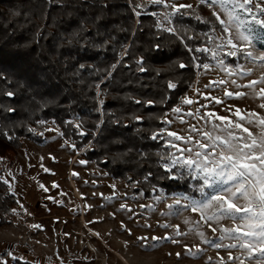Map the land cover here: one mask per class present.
Here are the masks:
<instances>
[{
    "label": "trees",
    "instance_id": "16d2710c",
    "mask_svg": "<svg viewBox=\"0 0 264 264\" xmlns=\"http://www.w3.org/2000/svg\"><path fill=\"white\" fill-rule=\"evenodd\" d=\"M136 3L139 0H0V72L7 78L0 79V109L16 110H0V159L7 160V166H12L10 154L22 146L21 138L41 140L39 132L52 121L63 139L77 145L84 159L112 177L136 182L145 196L157 188L166 193L182 191L191 197L201 195L203 183L186 169L177 166L168 172L161 167L166 161L159 156L168 153L167 147L163 138L152 140L150 135L163 129L165 113L177 106L192 86L196 75L192 65L205 60L206 52H191L185 45L189 49L208 47L210 30H221V26L212 10L199 3L191 10H181L187 14L173 18L181 35L190 37L180 40L155 27L158 19L152 12L160 11L159 5H148L136 16ZM252 32H257V27L253 26ZM109 36L113 40L103 51L91 46ZM157 43L162 45L158 51L153 47ZM122 44L130 45L131 55L101 83ZM141 55L149 69L143 73L136 71L135 64ZM179 63L189 67L180 69ZM80 64L86 67L79 69ZM93 67L99 71L93 73ZM169 81L177 87L169 89ZM8 91L15 96H5ZM98 92L103 94L98 97ZM128 97L157 103L137 105ZM98 106L101 112L96 111ZM134 116L143 120L136 121ZM40 120L47 123H37ZM101 120L104 123L98 130ZM67 121H82L83 130L90 134L80 136ZM3 132L13 139H6ZM4 170L0 169V177ZM17 204V197L0 180V224L9 221ZM13 264L29 263L15 260Z\"/></svg>",
    "mask_w": 264,
    "mask_h": 264
},
{
    "label": "rangeland",
    "instance_id": "374dc122",
    "mask_svg": "<svg viewBox=\"0 0 264 264\" xmlns=\"http://www.w3.org/2000/svg\"><path fill=\"white\" fill-rule=\"evenodd\" d=\"M142 2L144 0H139V3ZM174 2L193 6L200 3L199 0H174ZM256 3L264 4V0H252V4L248 7L253 8L258 18L264 19L254 7ZM147 6L146 4L145 7ZM159 6L161 10L154 12L163 14L168 11ZM227 7L231 6L227 5ZM210 9L212 12H217L225 21V24L218 21L221 30L212 28L207 37L206 48L215 51L216 59H213L210 52H206L203 63L210 64L211 68L204 70L195 67L194 82L182 99L187 97L197 102L186 105L181 99L175 107H180L182 112L173 114L170 110L163 117L172 121L170 124L164 123L163 126L165 145L166 141L171 139L166 132L174 131L185 138L174 141L179 148L186 147L201 152L210 149H202L200 144L212 143L205 133L223 136L225 133L221 129L227 123L214 117L200 119L199 117L205 113L212 112L229 117L234 123L238 122L237 109L244 115L255 112L259 117H264V108L260 107L264 104V93L260 91L264 88V83H259L264 79V62L252 61L244 53H238L235 57L227 55L231 50L228 40L231 33L237 29L228 21L227 13L218 5ZM241 15L251 19L250 14L241 11ZM155 17L158 21L161 19V16ZM252 25L257 27V32L250 33L251 41L246 50L259 54L264 52V40L260 39L258 34H264V27L255 23ZM226 27L230 28L229 32L224 31ZM234 43L242 45L245 42L235 40ZM219 59L224 61L223 70L216 63ZM199 64L195 62L194 65ZM243 71H249V75L242 77L240 73ZM219 80H224L226 83L215 87L214 90L205 87L210 81ZM232 80H235L240 87L231 84ZM252 81L258 82L255 87H246ZM225 91L242 92L246 95L241 98H227ZM205 96L209 98L206 99ZM212 97L220 99L223 103L216 104ZM197 109L199 113L196 116L186 115L187 112H196ZM179 117H182L183 122ZM245 126L253 133L260 132L258 124ZM238 131L242 132V130ZM58 132L60 133L59 127L49 121L48 125L39 132L41 140L21 138L22 146L10 154L13 159L12 166H7V160L0 159V169L5 168L1 177L9 181L8 189L11 187L18 200L17 206L14 207L17 214L11 211L8 216L9 221L0 224V258L8 261V264H13L17 260L7 255L9 251L18 258L23 257L19 260L29 264H257L255 259L248 258L249 253L244 249L224 246L215 248L206 243V241H214L222 245L241 243L229 239L226 235L223 240L219 239L224 235L223 228L234 227L231 220L224 219L220 223L210 222L211 228L205 223L201 218V212L206 217L212 214L213 209L193 212L181 208L177 214L176 209L173 208L172 215H164L169 212L167 206L174 205L176 198H181L183 204L186 202L183 197L201 200L202 195L191 197L182 191L166 193L157 188L155 192L145 196L144 192L136 187V182H126L112 177L93 161L87 160V164L81 165L79 161L86 160L80 155L81 150L76 151L65 145L66 139H63ZM68 141L73 143L71 140ZM166 147L168 153H176L178 156L188 155L177 152L175 148L167 145ZM44 169L49 171L45 172ZM184 169L203 183L195 171ZM73 172L79 175L73 176ZM54 183L58 187L54 188ZM39 184H43L49 191L44 192ZM75 190L78 191V195L75 194ZM204 191L211 192L212 189L205 187ZM158 196L163 199L158 200ZM48 197L54 198L56 203ZM121 204H126L132 211L121 210ZM33 225L40 227L36 228ZM212 228L216 231H212ZM177 232L183 234L177 235ZM167 236H171L178 243H173L169 239L159 241L151 239ZM140 237L147 239L140 240L138 239ZM145 245H155V247H145ZM185 245L193 253L199 250L198 255H188ZM177 253L181 255L178 257Z\"/></svg>",
    "mask_w": 264,
    "mask_h": 264
},
{
    "label": "snow or ice",
    "instance_id": "6c2138e0",
    "mask_svg": "<svg viewBox=\"0 0 264 264\" xmlns=\"http://www.w3.org/2000/svg\"><path fill=\"white\" fill-rule=\"evenodd\" d=\"M46 2H51V0H46ZM58 3L62 2V0H57ZM200 4H206L209 8H212L215 5H218L219 8L227 13V19L229 22L235 25L237 31L232 32L231 36L228 40V45H230V51L227 53L229 56L235 57L238 53H244L250 60L252 61H262L264 62V52L259 54H254L252 51H247V46L250 44L252 32L251 25L253 23L259 24L264 27V19L258 18L257 14L253 11L252 7H248L249 4H252V0H199ZM161 5L164 9L168 11L163 12V14L153 12V16H161V19L155 25L162 32H166L177 39L184 40L190 39L186 34L181 35V29L175 26L173 23L174 17H179L187 14L186 12H182V9L191 10L193 9L192 4L185 3H176L174 0H144L142 3H136L133 5L134 15L140 16L142 13L139 11L145 5ZM230 5L231 7H227ZM106 5L102 4V7ZM256 9L259 10L260 16H264V4L256 3L254 5ZM241 11L243 13L250 14L251 19H248L247 16L241 15ZM213 16L221 23L225 24V21L221 19L220 15L213 11ZM197 20H200V16H196ZM208 23L207 20L204 21ZM83 30V29H82ZM225 32H229L230 28H225ZM99 34V33H98ZM79 35V33H76ZM260 39H264V34H258ZM113 38L109 36L107 39L100 41L99 43H92V47L103 51L106 46H109L112 42ZM235 40H239L245 42L242 45H238L234 43ZM153 47L158 51L162 47L159 43L153 45ZM219 47V45L217 46ZM186 50L191 52H210L213 59H216V53L212 49H208L206 47L199 48H191L189 49L187 45H185ZM130 45L122 44L120 45V51L117 54L116 62L109 65L108 69L104 71V76L101 79V83L104 79L111 78L113 72L117 69V67L124 61L125 57L130 56ZM146 58L141 55L135 59L136 71L138 72H147L149 69L145 67ZM217 65L223 70L225 68L224 61L222 59L216 60ZM86 65L80 64L79 69H84ZM178 67L180 69H185L189 67L188 64L179 63ZM192 67H199L204 70H209L211 65L208 63H201L199 65H192ZM99 69L93 67V73L98 72ZM79 73L77 72L76 75ZM232 73H229L231 75ZM242 77L249 75V71H243L240 73ZM0 79H7L2 72H0ZM226 82L224 80L219 81H210L208 85H205L208 89H213L218 87L219 85H223ZM231 84L236 85L238 88L239 84L235 80L230 81ZM257 81H252L246 87L254 88L257 84ZM259 83H264V79L260 80ZM99 88V84L96 85ZM167 87L169 89H175L177 84L169 81L167 83ZM262 93H264V88L260 89ZM103 93L98 92L97 96H101ZM203 95V93H199ZM7 97L15 96V93L12 91H8L4 93ZM245 93L236 92L233 93L231 91H225V96L227 98H241L245 96ZM206 99L209 97L205 96ZM128 99L133 100L137 105H145V106H154L157 102L155 100H146L142 101L140 99H136L133 97H128ZM212 100H215L216 104L223 103L218 98L212 97ZM164 101L162 100L161 103ZM183 104L191 105L196 103L190 98H183L181 101ZM104 101L99 100V105L102 106ZM98 106L96 111L101 112L102 107ZM261 108H264V104L260 105ZM3 111H7L8 113H13L16 110L14 108L0 109ZM173 114H178L182 112L180 107H174L171 109ZM237 121L233 122L229 117L220 116L218 114L208 112L204 115L200 116V119H205V117H214L219 121H227L224 127L221 129L225 135H216L212 136L210 133H205L207 138L212 141L211 144H200V148L202 149H210V151L201 152L199 150L193 151V149L189 148H179L174 141H181L185 138L178 135L174 131H167L166 134L171 139L166 141V145L171 148H175L177 152L188 153L185 156H178L176 153H167L159 156V159L166 161L161 165V167L168 172H171L176 166L181 168H187L191 171H195L201 179L203 180V187L199 189L203 199L194 200L189 199L188 197H183L185 203H181V198H176L174 205L167 206L169 208V212L164 213V215H172V209H176V213L178 214L181 208L190 209L193 212H197L198 210L204 209H213L211 215H207L205 217L204 213L201 212V218L205 220V223H208V226L211 228L210 222L220 223V221L224 219H229L233 222L234 227L231 229L223 228L222 232L224 235H221L219 239L223 240L225 235L232 240L241 241L240 244H229L222 245L215 243L214 241H206V243L211 244L212 247L220 248L222 246L229 248H240L244 249L249 253L250 259H255L257 264H264V117H259L255 112L249 113L247 115L241 114L240 110L237 109ZM199 113V109L196 112L189 111L186 113L187 116H196ZM181 122H183L182 117H179ZM255 118V119H254ZM133 119L136 121H142L143 117L134 116ZM114 123H120L119 120H114ZM39 124H46L47 122L44 120L37 121ZM69 125H72L78 132L80 136H86L90 133L83 130V122L78 121L73 123V121L66 122ZM104 121H99L97 125V129L100 124H103ZM162 123H172L170 119H163ZM258 124L260 128V132L258 134L250 131L249 127L245 125H253ZM194 127V126H193ZM214 127H219V125H214ZM30 132H35V129L29 128ZM47 131H52V129H46ZM238 130H242L238 131ZM58 131V130H57ZM165 130L160 129L159 131L152 133L150 135V139L157 140L162 139ZM243 133H247V135H243ZM59 135L63 136V133H59ZM3 135L6 139L12 140L13 136L8 132H3ZM43 135V133H40ZM190 139V138H189ZM65 145L79 151L75 143H70L67 139L65 140ZM64 145H62L63 147ZM54 159V158H53ZM79 163L81 165H85L88 163L87 160H80ZM45 172H48V169H44ZM73 176H78L79 174L76 172L72 173ZM149 176L152 173L148 174ZM3 178L0 177V180ZM5 184H8L9 181L3 180ZM85 183H88L85 181ZM39 187L44 191L48 192V188L43 184H39ZM53 187L56 188L58 185L55 183ZM113 187H115L113 185ZM207 187L212 189L211 192H205L204 188ZM10 193L15 196V193L12 191L11 187L9 188ZM102 195V194H101ZM48 199L53 200L54 203L56 201L52 197H48ZM157 199H163V197H157ZM243 201V203H241ZM21 207H23L21 205ZM90 207V206H89ZM121 210H127L131 212L130 208H127L126 204L120 205ZM12 213L17 214L16 209L11 210ZM114 215V214H113ZM123 226V225H122ZM33 227L39 228V225H33ZM164 227H168V225H164ZM212 231H216L215 228H212ZM183 233L177 232V235H182ZM201 235H203L201 233ZM140 240H146L147 238L140 237ZM154 241H159L160 239H169L173 243H178L171 236L167 237H152ZM145 247H155V245H145ZM186 252L188 255H198L199 250L196 253H193L187 245H185ZM9 257L12 259H23V257H16L13 252L9 251L7 253ZM181 254L177 253L179 257ZM230 259H235L234 257H230ZM0 264H8V261L0 258Z\"/></svg>",
    "mask_w": 264,
    "mask_h": 264
},
{
    "label": "bare ground",
    "instance_id": "6f19581e",
    "mask_svg": "<svg viewBox=\"0 0 264 264\" xmlns=\"http://www.w3.org/2000/svg\"><path fill=\"white\" fill-rule=\"evenodd\" d=\"M75 194H76V195H78V194H79L77 190H75Z\"/></svg>",
    "mask_w": 264,
    "mask_h": 264
}]
</instances>
